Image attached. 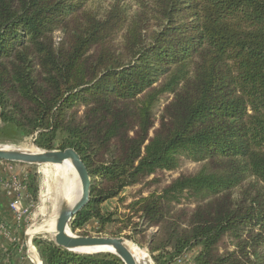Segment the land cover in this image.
I'll use <instances>...</instances> for the list:
<instances>
[{
    "label": "trees",
    "instance_id": "obj_1",
    "mask_svg": "<svg viewBox=\"0 0 264 264\" xmlns=\"http://www.w3.org/2000/svg\"><path fill=\"white\" fill-rule=\"evenodd\" d=\"M89 1L0 0V141L76 150L91 180L68 224L78 235L114 221L103 205L125 187L200 162L127 204L138 232L155 229L142 235L154 264L193 248L191 264H264V0H151L130 21ZM35 178L21 182L34 201ZM32 243L42 264H124Z\"/></svg>",
    "mask_w": 264,
    "mask_h": 264
},
{
    "label": "rangeland",
    "instance_id": "obj_2",
    "mask_svg": "<svg viewBox=\"0 0 264 264\" xmlns=\"http://www.w3.org/2000/svg\"><path fill=\"white\" fill-rule=\"evenodd\" d=\"M145 5V6H144ZM151 0H90L87 3L88 9L95 14L99 18H104L108 14L109 11L112 9L117 8L121 15L126 17L127 21L132 20L138 12L144 10L146 7H150ZM151 9V8H150ZM149 9V10H150ZM149 15V14H148ZM150 16V15H149ZM152 20V19H151ZM63 36L61 31H55L53 34V41L54 45H58L59 39ZM120 35L117 34L116 41L119 42ZM171 98L170 94H166V96L161 97L154 105L153 111L156 118L157 125L159 114L161 109L169 99ZM0 145L4 146H14L18 148H26L27 146L37 147L33 143L32 137H25L19 142L11 143L9 141L1 142ZM20 164V163H16ZM23 165L24 174L27 172L35 173V184H37V199L29 197L27 194H22V204L27 209V213H25L20 220H16V223L19 225L17 226V245L15 246V250L17 252V257H14V264H37L33 256L37 255L38 258L39 254L37 252L36 247L33 245L32 240L33 238L40 236L42 238L53 240V236L46 232H39L31 236L30 245L28 244V235L27 230L33 227L34 224L42 223L50 215V205L49 203L42 204L41 203V193L43 191V181L47 177V175H51L54 171V166L52 164H42V165H35V164H21ZM201 163L192 160L187 156H180L178 166L172 170H164L157 172L156 175H151L147 179L153 178L155 176L153 182H150L147 185L143 183L127 186L123 189L120 195L116 198L110 199L104 203V208L109 211L114 212V221L110 223L103 231L97 232L96 231V222L91 221L85 227V232L88 236H112V237H123L126 240L132 241L140 248H142L149 256L152 264H154L149 252L147 245L144 243V239L142 235L150 234L154 232V228H149L146 230L145 233L138 232L139 226V219L136 216H131V219H128L129 214L131 211L127 208V204H129L133 199L137 198L140 195H147L151 191H159L164 185L169 183L171 180L176 178L180 174H192L198 171L200 168ZM19 166V165H18ZM46 174V175H45ZM41 186V187H40ZM39 199V200H38ZM40 201V203H39ZM44 206V211H40V207ZM41 214V215H40ZM73 234H77L72 232ZM78 235V234H77ZM20 238V239H19ZM231 242V240H229ZM141 243V244H140ZM33 245V248L30 247ZM197 251V248H193L187 252V254L183 257H187L188 259L183 263L179 264H191L188 263L193 258ZM34 255V256H35ZM184 258V259H185ZM9 261V262H8ZM3 264H12L10 260H7V257L2 260Z\"/></svg>",
    "mask_w": 264,
    "mask_h": 264
},
{
    "label": "water",
    "instance_id": "obj_3",
    "mask_svg": "<svg viewBox=\"0 0 264 264\" xmlns=\"http://www.w3.org/2000/svg\"><path fill=\"white\" fill-rule=\"evenodd\" d=\"M3 146L0 145V161L35 165L60 164L65 160L71 162L80 183V195L73 204L64 201L58 208L53 236L56 245L77 253L109 252L117 255L124 264H138L124 246L125 238L123 237L77 235L70 231L68 226L70 219L89 200L91 181L88 171L76 150L71 147L52 150L36 147L37 149L34 151H25L7 149ZM106 247H111L113 251Z\"/></svg>",
    "mask_w": 264,
    "mask_h": 264
},
{
    "label": "bare ground",
    "instance_id": "obj_4",
    "mask_svg": "<svg viewBox=\"0 0 264 264\" xmlns=\"http://www.w3.org/2000/svg\"><path fill=\"white\" fill-rule=\"evenodd\" d=\"M7 149H19L25 151H34L37 148L27 146L26 148H18L14 146H3ZM54 171L51 175H47L43 181L41 203H49L50 215L42 223L34 224L33 227L27 230L28 244L30 245V238L32 235L39 232H46L54 236L55 220L58 212V208L62 202L73 204L77 201L80 195V183L76 172L69 160H65L60 164H52ZM46 175V174H45ZM41 187V186H40ZM39 200V199H38ZM40 203V201H39ZM40 211H44V206L40 207ZM41 215V214H40ZM124 246L132 254L138 264H152L148 254L140 248L138 245L129 240H124ZM33 248V246H30ZM113 251L111 247H106ZM35 255V254H34ZM33 256L34 261L37 264H41L37 255Z\"/></svg>",
    "mask_w": 264,
    "mask_h": 264
},
{
    "label": "crops",
    "instance_id": "obj_5",
    "mask_svg": "<svg viewBox=\"0 0 264 264\" xmlns=\"http://www.w3.org/2000/svg\"><path fill=\"white\" fill-rule=\"evenodd\" d=\"M24 175L23 165L16 163L8 164L0 161V226L1 224H4L6 228L11 229L15 241H17L16 232L19 224L16 223L15 213L10 207V203L14 197L18 195L20 198V204H22V194H24V189H19L18 186L13 183V178L15 177L17 181L21 183ZM12 243L11 239L3 233V230L0 227V264H3L2 260L6 258V256H3L5 248ZM10 252L12 255L9 260L14 264V257H17L15 246L10 248Z\"/></svg>",
    "mask_w": 264,
    "mask_h": 264
},
{
    "label": "built area",
    "instance_id": "obj_6",
    "mask_svg": "<svg viewBox=\"0 0 264 264\" xmlns=\"http://www.w3.org/2000/svg\"><path fill=\"white\" fill-rule=\"evenodd\" d=\"M7 163V162H6ZM9 164V163H8ZM13 183L18 186L19 189H24V185L20 182L17 181V179L14 177L13 178ZM10 207L12 208V210L14 211L15 213V217H16V220H20V218L25 214L27 213V209L22 205L20 204V198L18 195H16L14 197V199L11 201L10 203ZM1 229L3 230V233L8 236V238L11 239L12 242L15 241V238H13V232L11 229L9 228H6V226L4 224H1ZM31 242V241H29ZM33 246V245H32ZM185 257H182L180 258L179 260H177V262L175 264H179V263H183L184 260L186 261L188 259V256L184 259ZM189 261V259H188ZM190 263V262H188Z\"/></svg>",
    "mask_w": 264,
    "mask_h": 264
}]
</instances>
